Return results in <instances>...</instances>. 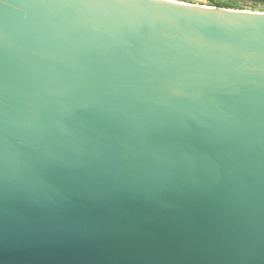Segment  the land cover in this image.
<instances>
[{"label":"water","instance_id":"95a60500","mask_svg":"<svg viewBox=\"0 0 264 264\" xmlns=\"http://www.w3.org/2000/svg\"><path fill=\"white\" fill-rule=\"evenodd\" d=\"M0 264H264V12L0 0Z\"/></svg>","mask_w":264,"mask_h":264},{"label":"rangeland","instance_id":"374dc122","mask_svg":"<svg viewBox=\"0 0 264 264\" xmlns=\"http://www.w3.org/2000/svg\"><path fill=\"white\" fill-rule=\"evenodd\" d=\"M175 1L212 5L211 2L212 0H175ZM214 1H217L219 3H231L236 5L237 8H232V9L264 12V0H214Z\"/></svg>","mask_w":264,"mask_h":264},{"label":"trees","instance_id":"16d2710c","mask_svg":"<svg viewBox=\"0 0 264 264\" xmlns=\"http://www.w3.org/2000/svg\"><path fill=\"white\" fill-rule=\"evenodd\" d=\"M212 5L219 6V7H224V8H237L236 5L231 4V3H219L217 1L212 0Z\"/></svg>","mask_w":264,"mask_h":264}]
</instances>
